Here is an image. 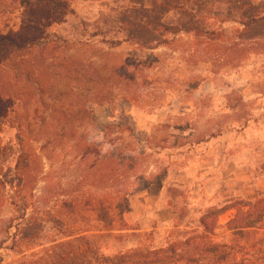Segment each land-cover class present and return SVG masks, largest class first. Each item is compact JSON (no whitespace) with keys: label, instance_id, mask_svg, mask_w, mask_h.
Instances as JSON below:
<instances>
[{"label":"rangeland","instance_id":"obj_1","mask_svg":"<svg viewBox=\"0 0 264 264\" xmlns=\"http://www.w3.org/2000/svg\"><path fill=\"white\" fill-rule=\"evenodd\" d=\"M251 1L264 13V0ZM144 3L150 4L69 0L71 13L46 30V47L0 68V92L15 99L13 111L0 119V169L13 170L16 135L22 129L55 191L59 186L73 191L80 167L81 92L77 72H70L92 62L104 75L123 81V88L126 84L124 98L114 82L120 93L115 100L91 106L96 125L87 131L103 156L126 165L127 208L121 213L125 230L115 224L106 234L88 213L85 220H65L67 228L61 222L47 224L43 247L25 254L40 259L47 249L71 256L83 248L82 242H71L79 236L106 256L163 248L182 238L174 231L177 222L181 230L201 232L199 219L213 209L205 218L213 243L235 247L239 263L264 264V27L251 30L257 40H245L235 9L229 15V7L223 6L222 21L208 20L211 26L204 36L170 35L167 44L146 50L127 40L129 23H121L125 19L144 25ZM22 13L18 0H0V32L16 31ZM177 17L171 11L164 22L175 23ZM224 19L231 20L222 23ZM36 188L42 194L46 186L39 183ZM240 200L261 202L248 209L237 205ZM239 213L241 220L239 216L228 227ZM10 218L8 202L0 201V241ZM218 246L214 251H223ZM0 255L3 264L19 259L6 249Z\"/></svg>","mask_w":264,"mask_h":264},{"label":"trees","instance_id":"obj_2","mask_svg":"<svg viewBox=\"0 0 264 264\" xmlns=\"http://www.w3.org/2000/svg\"><path fill=\"white\" fill-rule=\"evenodd\" d=\"M18 1L23 10L21 25L14 32H0V68L16 58L29 54L32 49L46 47L49 42L46 30L54 24L63 22L71 13L69 0ZM147 1L150 4L144 3V25L134 21L127 22L125 19L121 21L125 25L129 23L127 40L142 45L146 50L157 49L167 44V37L170 35L175 39L182 33L204 36L207 30H210L211 25L207 23L208 20L222 21L223 15L219 11H222L223 6L229 7L228 11L235 9L239 16L237 23L242 27V36L245 40H257V37L251 34V30L264 27V13H261L251 0H245L246 2L244 0ZM236 3H239L238 7ZM187 10L191 13H186ZM171 11L178 15L177 21L167 24L164 19ZM230 20L224 19L222 23ZM114 46L113 43L111 48ZM71 64L74 66L75 61ZM82 65L79 71L77 69L70 72V76H74V72H77V78L76 76L75 78L79 81L78 86L81 92L77 96L81 136L77 146L80 167L77 169L78 179L74 182L75 189L68 191L59 186L57 191L54 190L51 177L48 172L43 173L40 166L42 158L27 145L28 141L25 140L22 129L18 130L16 135L18 153L13 170L0 169V201L8 202L11 216L3 230L5 238L0 241V250L6 249L19 256L17 262L8 264H222L227 262L238 264L234 254L235 247L218 246L210 237L211 231L205 224V218L213 209L208 210L199 219L198 227L202 229L201 232L196 228H191L189 231L181 230L179 229L181 225L177 222L174 231L182 238L177 237L169 241L163 248L145 247L144 252L143 248H140L137 251H125L114 256H106L92 247L85 236H79L71 242H82L83 248L71 256H57L47 249H42L45 255L39 257L40 259L36 258L37 254H25L33 248L43 247L41 237L47 224L54 227L56 222H61L64 225L65 220L74 217L85 220L88 213L93 215L106 234L113 230L115 224L122 225L124 227L122 230L126 228L121 215L127 208L125 188L129 176L126 165L123 164L122 159L103 156L102 151L94 145L93 141H89L87 133L88 129L96 125L91 106L111 104L115 100L114 98L120 93L116 94L114 82L124 94L120 97L124 98L123 90L126 84L123 88V81H117L111 75H104L100 71V66L92 62ZM14 106L15 99L11 95L0 92V119L7 118ZM39 183L46 186L42 194L36 193ZM59 189H61V195L55 197ZM6 190H9V193H6ZM64 195H66L65 199H63ZM240 201L237 203L240 208L255 209L257 204L264 200L256 204L251 201ZM49 204L51 205L48 206ZM64 209L68 212L63 211ZM225 209L215 212L213 218L222 214ZM242 210L241 214H243ZM240 213L228 223V227L241 220ZM64 227L67 228V225ZM8 241L9 243L5 245ZM71 242L60 243V245L71 244ZM216 246L223 251H214ZM3 262V256L0 255V264ZM239 264L252 263L249 260H243Z\"/></svg>","mask_w":264,"mask_h":264}]
</instances>
